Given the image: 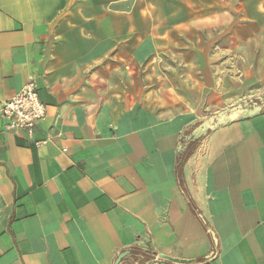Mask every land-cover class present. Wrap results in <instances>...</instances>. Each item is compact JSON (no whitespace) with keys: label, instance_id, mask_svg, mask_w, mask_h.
Segmentation results:
<instances>
[{"label":"crops","instance_id":"1","mask_svg":"<svg viewBox=\"0 0 264 264\" xmlns=\"http://www.w3.org/2000/svg\"><path fill=\"white\" fill-rule=\"evenodd\" d=\"M220 2L261 42L262 96L264 0H0V100L33 82L45 108L31 137L0 118V264H264V109L201 125L220 105L140 73L156 30Z\"/></svg>","mask_w":264,"mask_h":264},{"label":"rangeland","instance_id":"2","mask_svg":"<svg viewBox=\"0 0 264 264\" xmlns=\"http://www.w3.org/2000/svg\"><path fill=\"white\" fill-rule=\"evenodd\" d=\"M219 4L217 11L192 18L195 27L156 30L155 38L166 42V54L156 52L140 66V73L145 70V76L149 74L147 80L154 83L151 87L161 90V97L166 95V104L172 108L183 105L190 92L220 105L206 103L201 125L217 123L219 113L227 114L234 108L253 114L262 109L254 100L264 103L254 74L261 42L242 27L241 12Z\"/></svg>","mask_w":264,"mask_h":264},{"label":"built area","instance_id":"3","mask_svg":"<svg viewBox=\"0 0 264 264\" xmlns=\"http://www.w3.org/2000/svg\"><path fill=\"white\" fill-rule=\"evenodd\" d=\"M45 108L40 102L33 82L27 83L15 96L0 100V118L6 131L24 132L32 136L36 124L44 117ZM65 151V150H64ZM145 264H205L191 262H168L156 258Z\"/></svg>","mask_w":264,"mask_h":264},{"label":"trees","instance_id":"4","mask_svg":"<svg viewBox=\"0 0 264 264\" xmlns=\"http://www.w3.org/2000/svg\"><path fill=\"white\" fill-rule=\"evenodd\" d=\"M254 101L256 103L260 104L262 106V108L264 109V103H262V100L255 99ZM199 141H200L199 138H197L193 141H189L187 146L185 147V149L179 152L178 168L181 167L186 162V160L188 159L190 154L197 147ZM208 236H210L209 233H208ZM130 255L132 257H140L142 260H152L154 258V256L152 255V252L148 248H146V249H141V248L131 249Z\"/></svg>","mask_w":264,"mask_h":264},{"label":"water","instance_id":"5","mask_svg":"<svg viewBox=\"0 0 264 264\" xmlns=\"http://www.w3.org/2000/svg\"><path fill=\"white\" fill-rule=\"evenodd\" d=\"M259 110H257L256 112H259ZM247 112L244 110V109H231L229 113L226 114V112H223V113H219L217 115V123L218 124H222L224 122H228V121H231V120H234L235 118H238V117H245L247 116ZM251 115V114H249ZM212 122V121H211ZM212 124V123H211ZM128 253L127 252H124L122 254L119 255L117 261H116V264L119 263V261L124 258L125 256H127ZM158 259H161V260H165V261H168V262H173V263H176V262H184V261H179V260H173V259H170V258H167V257H164V256H158Z\"/></svg>","mask_w":264,"mask_h":264}]
</instances>
